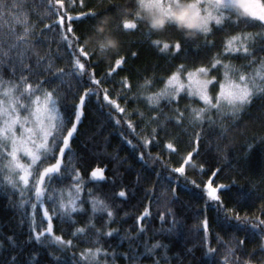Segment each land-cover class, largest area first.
<instances>
[{"label":"trees","instance_id":"1","mask_svg":"<svg viewBox=\"0 0 264 264\" xmlns=\"http://www.w3.org/2000/svg\"><path fill=\"white\" fill-rule=\"evenodd\" d=\"M63 3V11L73 16L80 11L106 7L109 3L117 4L127 8L129 15L126 18L138 24V30L117 28V25L122 24L123 18L116 12L108 13L113 18V32L120 40L121 54H125L126 51H136L138 55L129 57L122 68L116 69L111 76H108L106 73L109 71V64L115 66L116 52L102 55L96 51L92 59L98 63L91 67L95 69L96 78L101 79V87L109 89V96L113 99L117 98V94L122 90L120 83L122 78H128L132 84V91L126 93L127 102L122 98L118 102L126 108L127 113H131L128 119L135 125L136 132L142 136H147L151 128L141 132L144 122L136 110L144 113L145 117L157 114L151 110L144 96L162 89L165 79L175 70L176 65L183 63L191 69L200 61L207 63L214 52L221 50L222 38L238 31V29H229L226 32H216L209 38L215 41V49L204 48L198 56L174 59L166 53H161L151 41L161 39L171 43L173 37L178 34L172 33L171 30L164 34L149 33L148 29L140 25L139 21H135L131 15L135 10L134 0H85L83 8L80 7V0H63ZM51 4L55 5V8L50 6L49 0H25L24 11L30 13L27 26L31 32L25 38L26 44H19L17 51L27 49L25 62L32 64L34 71L37 70V54L45 57L40 68H45L49 59L52 62V71L57 68H64L66 71L72 68L71 57L61 41V26L56 23L59 19L56 14L59 5H56L55 0H51ZM8 22L11 31L8 28L0 29V41L3 42L5 49L17 43L18 37L24 36L23 24L17 25L11 17L8 18ZM67 24L65 17L64 31L67 29ZM73 27L77 28L78 36L88 32L85 24L74 23ZM241 28L243 29V26ZM186 39L202 42L203 37L197 33ZM190 47L195 49L197 45L193 44ZM91 49L92 47L88 45L86 50ZM10 55L15 61L16 51L11 52ZM81 60L87 69V59L81 57ZM229 60L237 67L245 63L241 58L230 57ZM255 67L256 65H253L252 68L245 69V72H251ZM19 75H21L19 68L15 76L7 68H3V76L6 80L18 82ZM211 75L219 79L218 72ZM35 79L36 76L33 75L29 82H34ZM64 79L69 85L76 83L73 77ZM145 79H150L154 83L152 87L142 92L137 85L143 84ZM66 87L62 88V91ZM215 91L213 87L212 92ZM68 94L72 95L71 92ZM101 103L104 102L101 100ZM185 105L204 107L203 102L198 98H188L184 95L181 96L178 105L162 102L160 107L169 117L175 116L172 109L177 107L188 116ZM110 111L113 116L121 120L120 126L115 125L109 118L107 113ZM213 116L215 118L214 112ZM161 123H164L163 115H161ZM151 127L158 125L152 124ZM223 129L221 131L217 125L210 126L207 120L200 126L190 125L185 120L183 128L176 126L174 121H168L165 129L158 131L156 136L158 143L145 149L125 124L124 114H118L106 105L100 108L93 97L85 109L78 135L71 144L72 152L66 153L64 163H68L70 155L72 162L82 173L85 181L82 198L87 201L89 199L87 190L91 189L94 196L104 200L109 206L108 210L114 213L115 222L105 225L106 213L97 212L96 227L101 229L102 233L109 230L118 231H114L111 237L102 234L97 237L92 230H89L87 235L71 237L69 233L75 227L84 226L88 216L92 215L90 204L84 203L82 206L86 209V215L72 214V218L78 221L76 225L67 222L62 224L58 219L53 220L56 235H60V229L63 228L64 238L73 239L76 246L70 251L62 250L60 246L50 243V238L47 236L42 238V242L30 240L32 217L30 206L25 205L21 208L19 193L11 191L9 187H3L0 188V264H11L10 255L19 257L17 264H72V253L78 256L81 251L97 246L110 254L116 253L115 264H157V262L158 264H237V259L240 262L262 264L264 251L261 250V245L264 244V232H253L250 227L238 230L235 227L236 221H224L223 213L218 217L215 202L208 200L206 192L202 189L204 182L208 180H212L213 186H228L219 193L225 207L234 210L232 215L238 213L242 219L247 216L249 225H257L259 228L258 221L264 220V212L261 211V205H264V199H261L264 197V98L255 99L237 117L225 119ZM197 133L200 135L198 145L200 155L194 156L196 167L188 166L186 175L188 180H195L200 188L187 183L179 174L172 173L164 167V164L169 167L179 166L180 156L186 155L191 150L193 145L190 141L195 139ZM121 134L137 145L136 151L122 139ZM169 142L179 149L180 156L166 148ZM149 151L152 153L151 157L147 155ZM139 152L145 153L147 163L138 159ZM157 156L161 159H154ZM54 162L48 161L45 166ZM201 165L202 172L199 171ZM96 167L106 169V180L90 181L88 174ZM217 168L220 171L213 176L212 173ZM157 172L160 173L159 180L155 174ZM54 184L56 187L68 188L71 180L65 178L62 182L54 181ZM173 188L175 195L172 192ZM121 190L126 192V198L116 195ZM32 196L31 191H25V199H31ZM206 202L207 211H205ZM46 203L51 214L52 204L47 200ZM145 209H148L149 215L138 221L137 218ZM205 216L209 220L207 233L201 227ZM42 218V215L36 212L37 225H40ZM173 220L176 221L175 227L172 226ZM140 228L144 231L140 232ZM36 231H40V228ZM7 237H13L14 240L9 241ZM96 239L99 240V244L92 242ZM238 240L244 242L242 249L237 243ZM156 243L161 244L162 247L152 249V245ZM209 248L214 249V252L210 253ZM229 249L234 251L230 252ZM49 253L60 259L54 260ZM120 253H127L134 259H124L119 255ZM101 261L102 264H113L111 256L101 257Z\"/></svg>","mask_w":264,"mask_h":264},{"label":"snow or ice","instance_id":"2","mask_svg":"<svg viewBox=\"0 0 264 264\" xmlns=\"http://www.w3.org/2000/svg\"><path fill=\"white\" fill-rule=\"evenodd\" d=\"M55 3L59 5L56 10L59 19L56 23L61 26V41L71 57L72 68L67 71L64 68H57L52 71L50 59L47 60L45 68H40L39 66L45 57L38 54L36 71H34L32 64L25 62L27 49L17 51L19 44H26L25 38L31 32L27 26L30 13L24 11L25 0H0V29L8 28L11 31L8 22L9 17L17 25H24V36L18 37L17 43L5 49L3 42L0 41V188L7 186L18 192L21 208L25 205L30 206L32 211L30 240L42 242V238L47 236L50 238V243L60 246L62 250L70 251L76 246L73 239L66 240L64 238L63 228L60 229L61 234L56 235L53 220L58 219L62 224L67 222L76 225L78 221L72 218V214L86 215V209L82 206L84 203L90 204L92 215L88 216L84 226L75 227L69 233L71 237L78 238L80 235H87L89 230H92L97 237L101 234L111 237L114 231H118L109 230L102 233L101 229L96 227L97 212L106 213L105 225L115 222L114 213L108 210L109 206L104 200L94 196L91 189L87 190L89 199L85 201L82 198V193L85 191L82 173L77 165L72 162L70 155L68 156V163H64L66 153L72 152L71 144L78 135V128L85 115L87 104L95 97L100 108H104L106 105L115 110L116 113L124 114L125 124L132 134L140 140L145 149L154 143H158L156 141L158 131L164 130L168 121H174L176 126L183 128L185 120L193 126L203 125L207 120L210 126L217 125L223 131L225 119L237 117L255 99L264 98V0H190V7L195 10L199 18L198 34L203 37L202 42L186 39V37L194 35L186 34L176 26L173 19V8L177 4V0H134L135 10L131 15L135 21H139L140 25L146 27L149 33L164 34L171 30L172 33L178 34L173 37L171 43L161 39L151 41L152 45L161 53H166L174 59L178 57L188 58L192 55L198 56L204 48L215 49V41L209 39L210 37L214 36L216 32L238 29V31L222 38L221 50L214 52L208 58L207 63L200 61L191 69L183 63L176 65L175 70L165 79L162 89L144 96L151 110L157 113L145 117L144 113L136 110L144 122L141 132L146 128H151L147 136H142L136 132L135 125L128 119L131 113H127L126 108L118 102L121 98L127 102L126 93L132 91V84L128 78H122L120 81L122 90L117 94V98H110L109 89L101 87L102 81L96 78L95 69L91 67L98 63L92 59L96 50L94 48L86 50L88 48L87 40L94 33L101 18L110 21L113 31V18L108 13L116 12L123 18L122 24L117 25V28L138 30V24L126 18L129 15L128 9L109 3L106 7L80 11L73 16L67 11H63V0H55ZM49 4L55 8V5L51 4V0H49ZM84 6L85 0H80V7L83 8ZM149 14L153 19L167 16L169 22L159 30H153L148 25ZM65 17L68 21L66 31L63 30ZM74 23L87 25L88 32L83 36H78L76 34L77 28L73 27ZM248 28L258 30L247 31ZM193 44L197 45L195 49L190 47ZM13 51H16L15 61L10 55ZM137 55L138 52L136 51H126L125 54H121L119 47L114 60L115 66L109 64V71L106 75L111 76L116 69H120L126 64L129 57H136ZM81 57L87 59V69ZM230 57L241 58L245 63L237 67L229 60ZM226 60L228 62H225ZM253 65L256 67L251 72H245V69L252 68ZM3 68H7L14 76L19 68L21 75L17 78L18 82L6 80L3 76ZM214 72L219 73V79L215 75L210 76ZM33 75L36 76L35 81L29 82ZM65 77H73L76 83L69 85L68 81L64 79ZM153 83L152 80L145 79L143 84L137 85V88L143 92L152 87ZM65 86H67L66 89L62 91ZM213 87L216 89L215 92H212ZM69 92L72 93L71 96H69ZM182 95L188 98H198L203 102L204 107L196 108L185 105V111L189 113L188 116H185L179 107L172 109L175 116L169 117L164 114L160 107L161 103L178 105ZM101 100L104 103H101ZM107 115L114 121L115 125H121V120L113 116L111 111ZM161 115L164 116V123H161ZM152 124H157L158 127H151ZM121 136L134 151L137 150V145H134L132 140L123 134ZM199 139L200 135L197 133L195 139L190 141L193 145L191 150L183 156H180L179 149L174 147L173 143H167L166 148L180 156V160L178 167H169L164 164V167L168 168L170 172L179 174L187 183L196 188H200V185L195 180H188L186 169L188 166L196 167L194 156L200 155ZM147 155L151 157L152 153L149 151ZM138 159L147 163L144 152H139ZM154 159L159 160L161 158L157 156ZM24 160H27V163L23 162ZM48 161L55 162L45 166ZM161 163L163 164L162 160ZM105 171V168L100 167L92 169L88 174L90 181L106 180ZM199 171H203L202 165ZM219 171L220 169L217 168L212 175L215 176ZM155 174L159 180L160 173ZM65 178L71 180V185L68 188L55 186L54 181L62 182ZM226 187L228 186H213L212 180H208L204 182L202 189L206 192L208 200L215 202L218 217L220 213H223L224 221H236L235 227L238 230L250 227L253 232H264V220L258 221V228L257 225H249L247 216L242 219L238 213L232 215L234 210L225 207L224 200L219 193ZM25 191L33 193L31 199H25ZM172 192L175 195L174 188ZM116 195L121 198L127 196L123 190L117 192ZM46 200L52 204L51 214L48 208L44 207ZM38 207L43 209L40 225L35 222ZM205 211H207V202ZM261 211L264 212V205H261ZM148 215L149 211L145 209L144 213L137 219L138 221L143 220ZM161 219L163 220V217ZM175 225L176 221L173 220L172 226L175 227ZM201 227L207 233L209 220L206 216ZM37 228H40V231H36ZM171 230L170 228L169 231ZM139 231L143 232L144 229L140 228ZM7 239L9 241L14 240L13 237H7ZM92 242L99 244L98 239ZM237 243L242 249L244 242L238 240ZM160 247L162 245L159 243L152 245V249ZM261 250L264 251V244L261 245ZM208 251L212 253L214 249L209 248ZM229 251L233 252L234 250L229 249ZM49 255L54 260L60 259L52 253ZM71 255L72 264H102L101 257L108 258L109 256L115 264L116 258V253L110 254L100 246L89 247L81 251L78 256L76 253ZM119 255L124 259H134V257H129L127 253H120ZM33 258H35V254H33ZM9 259L11 264H17L19 257L10 255ZM237 264H250V261L240 262L237 259Z\"/></svg>","mask_w":264,"mask_h":264},{"label":"clouds","instance_id":"3","mask_svg":"<svg viewBox=\"0 0 264 264\" xmlns=\"http://www.w3.org/2000/svg\"><path fill=\"white\" fill-rule=\"evenodd\" d=\"M173 19L176 26L186 34L195 35L198 33L199 18L195 10L190 7V0H177V4L173 8ZM168 22L167 16L153 19L149 14L148 25L153 30H159ZM87 44L100 54L105 55L116 52L120 47V40L111 30L110 21L101 18L94 33L89 36Z\"/></svg>","mask_w":264,"mask_h":264},{"label":"rangeland","instance_id":"4","mask_svg":"<svg viewBox=\"0 0 264 264\" xmlns=\"http://www.w3.org/2000/svg\"><path fill=\"white\" fill-rule=\"evenodd\" d=\"M202 78L207 79V78H209V77H202ZM23 162L27 163V160H24ZM5 187H7V186H5ZM9 188H10V187H9ZM10 189H11V188H10ZM11 191H14V190L11 189ZM44 207L48 208V205H47L46 201H45ZM37 212H38L39 214L42 215L43 209L38 207ZM42 217H43V216H42Z\"/></svg>","mask_w":264,"mask_h":264}]
</instances>
